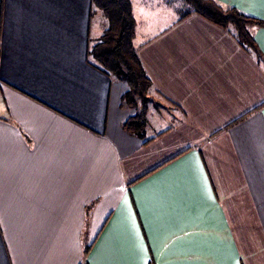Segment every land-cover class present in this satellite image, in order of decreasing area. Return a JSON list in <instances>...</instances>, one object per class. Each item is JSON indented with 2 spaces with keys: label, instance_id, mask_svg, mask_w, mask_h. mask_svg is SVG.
Here are the masks:
<instances>
[{
  "label": "crops",
  "instance_id": "obj_1",
  "mask_svg": "<svg viewBox=\"0 0 264 264\" xmlns=\"http://www.w3.org/2000/svg\"><path fill=\"white\" fill-rule=\"evenodd\" d=\"M131 1L144 139L89 54L92 0H0V264H264V26L257 54L169 18L176 0ZM215 1L264 22V0Z\"/></svg>",
  "mask_w": 264,
  "mask_h": 264
},
{
  "label": "trees",
  "instance_id": "obj_2",
  "mask_svg": "<svg viewBox=\"0 0 264 264\" xmlns=\"http://www.w3.org/2000/svg\"><path fill=\"white\" fill-rule=\"evenodd\" d=\"M183 1L188 8L181 18L198 14L224 29L233 28L235 39L244 49L260 54L249 28L264 26V22L236 8L223 7L215 0ZM92 6L102 12L108 21V27L89 54L99 70L128 86L129 91L124 100L135 113L126 121L124 129L144 139L147 124L145 105L149 101L146 96L151 82L134 45L137 20L133 3L131 0H92ZM91 249L92 245L87 248L86 255Z\"/></svg>",
  "mask_w": 264,
  "mask_h": 264
},
{
  "label": "rangeland",
  "instance_id": "obj_3",
  "mask_svg": "<svg viewBox=\"0 0 264 264\" xmlns=\"http://www.w3.org/2000/svg\"><path fill=\"white\" fill-rule=\"evenodd\" d=\"M177 2H175V10L173 9H171V10H169V13H170V17L169 18H177L178 17V12H176V11H181L182 10V12L185 10V9H187L188 8V6L186 5V3L183 1V0H176ZM171 4H172V2H171ZM137 11H138V14H137V18H138V20H139V22H140V31H141V29L142 28H144L145 27V25H146V19L144 18V15H142V14H139V7L137 8ZM182 12H181V15H182ZM153 118H155V116H153V115H151V121H153Z\"/></svg>",
  "mask_w": 264,
  "mask_h": 264
}]
</instances>
